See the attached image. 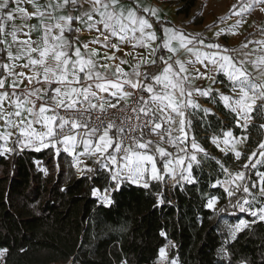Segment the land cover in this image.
<instances>
[{
  "label": "snow or ice",
  "instance_id": "1",
  "mask_svg": "<svg viewBox=\"0 0 264 264\" xmlns=\"http://www.w3.org/2000/svg\"><path fill=\"white\" fill-rule=\"evenodd\" d=\"M257 6L264 12V0H238L230 11L241 19L207 40L165 25L158 9L140 0L128 6L122 0H0V155L53 148L57 156L61 151L73 155L81 173L95 171L82 158L92 159L107 172L103 191L92 190L105 206L114 204V193L125 184L149 189L152 182L168 183L167 176L173 188L183 189L199 182L193 169L209 157L194 127L211 114L200 103L203 98L234 114L243 134L211 129L210 142L240 161L244 154L238 145L249 140L253 113H264V39L247 40L237 49L219 38L237 35L243 18ZM31 19L38 25L29 24ZM33 31L41 36L33 39ZM84 32L95 38L81 40ZM201 79L207 87L195 86ZM216 163L224 179L211 186H221L233 209L254 218L229 226L235 240L252 223L264 222V140L239 170L220 159ZM157 196L163 204L162 194ZM219 200L209 196L206 207L214 210ZM160 235L166 237L164 231ZM219 251L228 264H248L246 257L233 259L227 247ZM158 259L178 264L169 260L166 247L159 249Z\"/></svg>",
  "mask_w": 264,
  "mask_h": 264
},
{
  "label": "trees",
  "instance_id": "2",
  "mask_svg": "<svg viewBox=\"0 0 264 264\" xmlns=\"http://www.w3.org/2000/svg\"><path fill=\"white\" fill-rule=\"evenodd\" d=\"M178 2L181 7L176 14L185 17L196 5V0ZM214 106L217 112L194 127L201 144L216 151L209 143L211 129L219 133L221 128H230L235 135L243 132L235 127L234 114L222 104ZM253 117L239 164L264 140L259 127L264 120L255 113ZM232 159V154L221 158L227 166L234 163ZM93 169L77 175L70 157L62 151L57 156L52 148L0 155V250H7L2 264H121L124 260L155 264L168 240L175 244L179 264H228L219 251L222 246L234 253L233 259L246 257L248 264H264L263 222L252 223L225 243L211 223L214 211L206 207L211 195L220 197L223 215L236 212L221 187L211 186L223 177L214 159L209 157L200 169L194 167L199 179L195 185L185 184L181 189L152 182L144 189L125 184L114 193L112 206L92 195L94 187L103 191L108 183L106 171L98 165ZM157 193L162 194L163 204L158 203ZM240 216L254 219L246 213Z\"/></svg>",
  "mask_w": 264,
  "mask_h": 264
},
{
  "label": "crops",
  "instance_id": "3",
  "mask_svg": "<svg viewBox=\"0 0 264 264\" xmlns=\"http://www.w3.org/2000/svg\"><path fill=\"white\" fill-rule=\"evenodd\" d=\"M122 3L125 6H128L131 3V0L122 1ZM140 3L143 5L157 8L160 20L164 22L165 25L175 26L182 30L190 29V31H195L194 33L202 34L207 38V40L209 36H210V40H213L214 33L217 32L220 28H224L227 30L232 25H234L238 19H241L240 17L233 16L232 12L230 11L231 6L233 4H237L238 0H196V5L190 10L188 17L176 14V11L181 7V4L178 2V0H140ZM22 6H26L28 11H32L30 5H22ZM196 9L199 10L200 12L199 14H201V17L197 22L192 23L191 17L192 15H194L193 12L196 11ZM246 16L243 18L246 22L242 23V25L237 29L238 34L222 35L219 38V43L225 44L229 48H237L242 46V44L245 42L244 39L247 36H249L251 33L256 31H259L261 33V31L264 30V28L263 29L258 28L253 31L250 30L251 29L250 25H252V22L248 19H245ZM27 22L31 25H38V21L36 19H31L28 20ZM15 23L17 25H20L23 23V21L16 20ZM209 26H212L211 29H209ZM27 30H28L27 28L24 29V31ZM31 35L33 39H38L41 36V32L33 31ZM20 38L23 39L25 37L21 35ZM94 38H95L94 35L89 34L87 32L81 34V40L84 41L91 40ZM222 38L224 39V42ZM125 51H127V49ZM101 54H103V52ZM118 55L124 56L123 53H120ZM183 55L184 53L181 51L180 56L182 57ZM124 58L129 61V64L133 62L132 56H124ZM124 67L126 70H129L128 65H124ZM112 102L115 103V100L113 99ZM2 143L3 141H0V144ZM9 146L10 147L12 146L11 143H9ZM25 150L33 151L31 149H25ZM79 150L82 149H78V151ZM109 151H111V149H109ZM65 154L70 157L71 162L74 166L73 155L67 153ZM82 159L84 160V164H86L88 167L94 168V166L97 165L96 163H94L92 159H84V158ZM81 167H83V165H81ZM74 170L78 175H81L83 173H90L87 171L81 173L78 171L77 167L75 166H74ZM166 178L168 177L166 176Z\"/></svg>",
  "mask_w": 264,
  "mask_h": 264
},
{
  "label": "rangeland",
  "instance_id": "4",
  "mask_svg": "<svg viewBox=\"0 0 264 264\" xmlns=\"http://www.w3.org/2000/svg\"><path fill=\"white\" fill-rule=\"evenodd\" d=\"M200 12H199V10L198 9H196V11H194L193 12V14L194 15H192V17H191V22L193 23V22H197L199 19H200V17H201V14H199ZM245 19H248V20H250L251 22H252V25H250V30H255V29H258V28H264V12H261L260 11V6H257V7H255L249 14H247V16H246V18ZM185 33H193L194 34V32L195 31H190V29L189 30H183ZM256 32H258V34L255 36V37H250V39H248V40H256V39H264V36H262V34L259 32V31H256ZM261 34V35H260ZM258 35H260V36H258ZM248 37V36H247ZM246 37V38H247ZM224 38V37H223ZM222 38V40H223V42H224V39ZM245 38V39H246ZM208 40H210V36H209V38H208ZM247 40H245V42H246ZM207 42V41H206ZM244 42V43H245ZM222 44V43H221ZM222 45H225V44H222ZM226 46V45H225ZM241 47V46H240ZM240 47H237V49L238 48H240ZM252 46L250 45V48H251ZM208 81L207 80H203V79H201V80H197V81H195L194 82V84H195V86L196 87H207L208 86ZM215 87H220L221 88V90L222 91H226L224 88H223V86H221V85H215ZM200 103L202 104V106L203 107H207V108H210L211 109V113H216L217 111H216V109H215V106L214 105H212L211 103H205V99H203V98H200ZM222 104V103H221ZM255 114H256V117L259 119V117L260 118H262L261 120H264V113H262V112H260V111H256V112H254ZM253 113V114H254ZM201 116L203 115V113H201L200 114ZM218 116H219V114H218ZM196 119V118H195ZM253 121H254V119H253ZM252 121V122H253ZM198 122H201V121H198ZM252 124V123H251ZM264 124V123H263ZM263 134H264V129H263ZM235 135V134H234ZM203 136V135H202ZM212 136V135H211ZM237 136H240V135H237ZM198 139V138H197ZM263 139H264V136H263ZM199 140V139H198ZM209 143L211 144V146H213L214 147V149L216 150V151H214L213 150V148L211 149L210 147H204L206 150H207V152L209 153V157L210 158H212V157H215L216 159H220L221 160V158L223 157V155H224V153H222V152H220L217 148H216V146L215 145H213L211 142H210V138H209ZM238 148H239V150H241L242 152H244V150H245V144H241V145H238ZM230 154H232V153H230ZM232 156H233V162L234 163H231L230 164V168L233 170V171H236V170H239L240 169V166H241V164H239L238 163V161H236L235 160V158H234V154H232ZM209 157L208 158H205L204 160H203V162H202V164H205V162L206 161H208V159H209ZM216 159H214L215 161H216ZM238 163V164H237ZM38 166H39V164H38ZM78 175V174H77ZM168 179H169V177H168ZM222 179H224V176L222 177ZM221 179V180H222ZM167 184V186H169V187H172V184H171V182H170V180H169V182L168 183H166ZM219 186V185H218ZM219 187H221V186H219ZM221 189L223 190V188L221 187ZM209 209V208H208ZM210 210H212V211H214V214L212 215V217H211V223L214 225V226H216L217 227V229L219 230V232H220V235H221V237H222V240L224 241V243L225 242H230V241H232V239H230V237H229V226L230 225H234L235 223H237L238 222V220L239 219H244L242 216H240V212H239V210L238 209H235L236 210V212H235V214H231V215H223L221 212H220V210H219V206H218V204L215 206V209L213 210V209H210ZM242 214H244V213H242ZM263 224H264V222H263ZM172 245H174V247L172 246ZM164 247H166L167 248V252H168V257H169V260H172V259H175L177 262H178V260H177V257H175V244H174V242H172V241H170V240H168L167 241V243L164 245ZM221 256H222V254H221ZM157 257H159V252H158V256ZM2 261H3V254L2 255H0V264H2ZM52 264H57V263H52ZM155 264H159V259L157 258L156 259V261H155ZM179 264V263H178Z\"/></svg>",
  "mask_w": 264,
  "mask_h": 264
},
{
  "label": "built area",
  "instance_id": "5",
  "mask_svg": "<svg viewBox=\"0 0 264 264\" xmlns=\"http://www.w3.org/2000/svg\"><path fill=\"white\" fill-rule=\"evenodd\" d=\"M110 112L113 114H119L118 109H110ZM153 138H155V137H153ZM165 180L169 182L168 178H166Z\"/></svg>",
  "mask_w": 264,
  "mask_h": 264
}]
</instances>
